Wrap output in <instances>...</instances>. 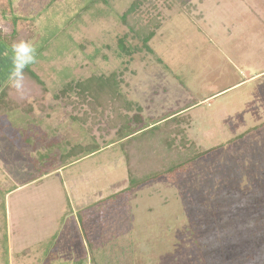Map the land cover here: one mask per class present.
<instances>
[{
    "label": "rangeland",
    "instance_id": "1",
    "mask_svg": "<svg viewBox=\"0 0 264 264\" xmlns=\"http://www.w3.org/2000/svg\"><path fill=\"white\" fill-rule=\"evenodd\" d=\"M135 2L133 19L152 22V53L123 17ZM261 2L13 1L24 17L17 42L36 48L26 68L46 86V109L20 95L34 111L0 116V264H264ZM9 23L0 18L4 33ZM0 54L9 57L0 64L3 90L13 51L0 43ZM113 73L135 104L133 129L185 112L162 122L179 150L196 156L185 170L127 191L117 130L87 106L71 113L61 92ZM79 146L97 151L78 155ZM66 152H75L68 162ZM78 211H88L86 224Z\"/></svg>",
    "mask_w": 264,
    "mask_h": 264
},
{
    "label": "trees",
    "instance_id": "2",
    "mask_svg": "<svg viewBox=\"0 0 264 264\" xmlns=\"http://www.w3.org/2000/svg\"><path fill=\"white\" fill-rule=\"evenodd\" d=\"M14 0H0V18L7 20L11 29L10 33H4L0 29V43L2 46H7L12 49L13 43L17 42L19 34V26L23 22L24 17L16 16L14 13ZM139 2L132 4L130 9L123 16L127 22L130 31L135 32L136 36L142 41L143 48L152 53L153 50L149 46V42L154 38L155 32L150 29L151 23L143 25L139 20H134L133 16L137 12ZM16 40V42H14ZM27 41V39H26ZM4 48V47H3ZM5 49V48H4ZM129 54L131 53L128 52ZM26 82V98L34 97V102L38 104L40 110L45 111V105L41 104L46 93V86L44 82L29 68L24 69ZM8 85V84H7ZM3 88L0 92V116L5 114L10 109L22 110L25 113L34 111L31 104L25 103V100L20 98V94L9 85ZM120 78L117 73H113L108 77L92 76L91 78L70 83L62 89V96L66 106L72 107L71 113L83 106L89 107L94 115L95 121L98 122L96 116L100 120H104L108 128L116 129L119 142L123 143L124 153L127 159V168L129 173V187L127 191L139 188L147 182L163 176H172L177 171L185 170L192 161L196 159L195 155H187V151H180L179 147L175 145L172 140L171 131H163L164 123L156 122L148 126L132 128L134 122L133 118L128 113L134 110L132 102L127 101L120 90ZM75 97V99H74ZM12 101L5 105V102ZM22 100V104L19 103ZM14 105V106H12ZM138 113L142 110L137 108ZM110 114L107 116V113ZM72 116L73 120H81L80 118ZM138 115V114H137ZM172 120V119H171ZM170 120V123L176 120ZM136 125V123L134 124ZM137 125H139L137 123ZM148 129V131L146 130ZM175 131L173 135H176ZM249 133V132H248ZM245 135V134H244ZM241 135L240 137H243ZM154 152L155 158L148 157V151ZM74 151H86V153L93 154L94 146L75 147ZM75 152L69 154L75 156ZM195 152V151H194ZM193 152V154H194ZM80 153V154H81ZM78 153V155H80ZM77 156V155H76ZM170 163V167L164 166L162 162ZM202 244L204 239L201 240ZM205 245V244H204Z\"/></svg>",
    "mask_w": 264,
    "mask_h": 264
},
{
    "label": "clouds",
    "instance_id": "3",
    "mask_svg": "<svg viewBox=\"0 0 264 264\" xmlns=\"http://www.w3.org/2000/svg\"><path fill=\"white\" fill-rule=\"evenodd\" d=\"M12 67L9 72V82L12 88L23 98L26 95L24 69L35 63L36 48L33 42L21 40L13 43Z\"/></svg>",
    "mask_w": 264,
    "mask_h": 264
},
{
    "label": "crops",
    "instance_id": "4",
    "mask_svg": "<svg viewBox=\"0 0 264 264\" xmlns=\"http://www.w3.org/2000/svg\"><path fill=\"white\" fill-rule=\"evenodd\" d=\"M260 9H261V15L264 17V0H262V2H261V4H260ZM207 17H208V15H206V17L201 21L202 22V24H203V27H206L204 24H205V22H207ZM263 26H264V23H262V22H260ZM202 27V28H203ZM229 31V35H231V33H232V31L233 30H231V29H229L228 30ZM262 40H264V39H262ZM3 55V54H2ZM5 56H1V54H0V64H5L6 66L9 64V62L6 64V62H5V60H7V58H9V57H7L6 59L4 58ZM240 74L242 73V72H239ZM243 74H244V76H246V75H249V73H245L244 71H243ZM257 75H262V76H264V71L262 70V71H260V73L259 74H257ZM0 88H1V85H0ZM186 90H188L187 88H186ZM186 90H183L181 93H184ZM225 90V89H224ZM226 90H228V89H226ZM1 91H2V88H1ZM0 91V92H1ZM180 92V91H179ZM221 92V91H220ZM224 91H222V93H223ZM219 94H221V93H219ZM217 95V94H216ZM175 102H179L178 100H174ZM164 105V104H163ZM165 106V105H164ZM167 106V105H166ZM167 107H169V106H167ZM186 107V106H185ZM188 108V107H187ZM18 111H20V110H18ZM185 112L183 111V110H181V111H178V112H176V113H174L173 115H171V116H169V117H177V116H179L180 114H184ZM164 118V119H161V120H159V121H157V122H160V123H162V122H167L170 118ZM8 128H10V126H8ZM8 128H7V130H8ZM13 130H16L15 128H13ZM11 143L9 144V145H7V147H6V149L7 150H9L10 149V147L11 148H13L14 150H15V148L13 147L14 145H11ZM69 152H66L65 154H63L64 156H67V162L69 161L68 160V158H69ZM18 156L20 155L19 153L17 154ZM70 156H72V155H70ZM62 183V182H61ZM66 184H67V182H65L64 183V187H66ZM24 185H30V182H29V184H24ZM62 185V187H63V183L61 184ZM61 185H60V187H61ZM20 186H22V185H20ZM15 190V189H14ZM65 191V190H64ZM65 193H66V191H65ZM86 213H88V211H78V213H77V215L78 216H80L79 218L81 219V221H83L84 222V220H85V215H86ZM85 214V215H84ZM80 221V222H81ZM85 223V222H84ZM86 224V223H85ZM10 249V248H9ZM24 251H29L28 250V248H24V250L22 251L23 253H25ZM21 252V253H22Z\"/></svg>",
    "mask_w": 264,
    "mask_h": 264
}]
</instances>
